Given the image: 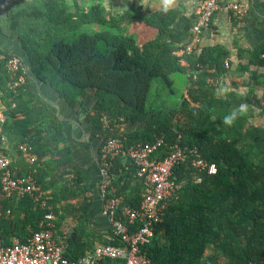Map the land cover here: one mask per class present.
<instances>
[{"label": "trees", "instance_id": "1", "mask_svg": "<svg viewBox=\"0 0 264 264\" xmlns=\"http://www.w3.org/2000/svg\"><path fill=\"white\" fill-rule=\"evenodd\" d=\"M72 2L4 0L0 142L13 159L12 170L19 177L35 178L47 206L29 195L8 197L0 191L3 243L27 241L41 229L44 214L52 212L57 219L56 241L66 244L64 256L70 260L81 259L99 243L122 245L112 228L105 237L93 228L91 217L98 202L90 195L91 175L73 168L74 148L66 124L51 100L35 91L36 79L55 89L67 108L83 115L99 146V161L107 139L120 136L117 126L126 128L121 134L125 150L161 138L165 145L154 158L164 159L176 145L188 153L175 169L180 187L145 248L152 264H264V123L255 121L264 118V94H254L264 87V75L252 72L248 95H220L217 82L231 72L230 48L215 45L200 53L196 49L183 57L178 54L192 39L197 15L187 16L181 9L147 14L135 6L124 14L108 15L95 0ZM136 23L155 29L156 38L140 45L126 35ZM100 44L105 48L100 50ZM235 46L240 60L247 61L238 73L264 66V49L250 55L238 42ZM15 55L27 66V82L18 89L12 87L7 66ZM177 74L182 75L184 88L179 104L153 105L154 80L173 90ZM241 105L246 111L240 112ZM233 113L235 122L225 125L224 117ZM22 146H30L38 160L30 164ZM194 149L217 165L216 174L192 166ZM112 163L106 197L122 198L121 208H140L144 186L135 165L123 154Z\"/></svg>", "mask_w": 264, "mask_h": 264}, {"label": "built area", "instance_id": "2", "mask_svg": "<svg viewBox=\"0 0 264 264\" xmlns=\"http://www.w3.org/2000/svg\"><path fill=\"white\" fill-rule=\"evenodd\" d=\"M264 3V0H259ZM219 8V0H204L192 30L191 41L178 52L180 56L194 52L201 36L211 30L213 17ZM239 19H244L248 8L244 0H236L228 6ZM8 69L12 76V87L18 89L27 82V66L24 60L15 55L8 61ZM3 118V117H2ZM123 135L109 137L102 148L103 177L99 186L102 200V214L109 220L114 236L122 245L98 244L92 251L75 261L64 256L66 244L56 241L55 215L45 213L41 221V229L30 236L27 241L16 239L12 245H5L0 238V264H152L145 248L151 244L154 227L163 220L170 201L180 185L175 177V169L185 162L188 153L176 145L174 151L164 159L154 158L164 140L157 138L153 142L138 143L125 150ZM21 150L30 164L38 160L30 146H22ZM191 163L199 172L208 171L216 174V164H210L196 149L190 150ZM125 155L136 167V177L144 186L143 201L140 208L123 207L120 197H106L111 183L110 169L112 161L119 155ZM12 157L0 145V191L3 195L23 198L29 195L37 203L46 208L45 192L37 184L32 175L17 176L12 170ZM201 180V178H199ZM121 209V213L119 210ZM120 213V215H119ZM3 213L0 212V235ZM139 223V228L134 227ZM72 225L65 229L67 234ZM111 239H113L111 237ZM115 240V239H113ZM256 264V263H255Z\"/></svg>", "mask_w": 264, "mask_h": 264}, {"label": "crops", "instance_id": "3", "mask_svg": "<svg viewBox=\"0 0 264 264\" xmlns=\"http://www.w3.org/2000/svg\"><path fill=\"white\" fill-rule=\"evenodd\" d=\"M73 1V0H72ZM106 7L108 15L124 14L132 6L142 8L145 13L152 14L155 12L181 9L187 16L197 15L204 0H95ZM236 0H219V8L213 17L211 30L201 36L198 43L197 53H200L204 48L224 45L231 49V72L228 75L222 76L218 80V93L226 95L231 92H237L241 95H248L251 91V76L255 71L258 74L264 75V66H253L250 71L243 74L238 73L242 63L238 55V49L235 44H238L250 55L264 49V3L259 0H244L248 8V14L244 19H239L237 15L228 9V6ZM6 13V5L4 0H0V15ZM5 42V41H4ZM14 43L9 44V48H13ZM183 65L187 62L182 60ZM34 88L41 96H46L51 100L60 121L65 125V131L68 134L69 141L74 148V169H82L88 171L91 175L93 192L90 193L98 204H95L94 212H92L91 224L97 232L108 236L110 231V223L107 217L102 214V200L99 193V186L102 183L103 164L96 158L98 155L99 146L91 135L90 128L84 119L78 122L80 116L67 108L66 104L59 97L58 93L52 87L41 83L34 79ZM235 85H239L237 88ZM258 97L264 94V87H258L254 93ZM46 98V99H47ZM80 108V107H79ZM78 108V109H79ZM259 112V110H257ZM0 109V117H2ZM81 117V116H80ZM256 124L264 123L263 117H257ZM126 130V128H124ZM100 244V243H99ZM98 244H96L97 246ZM95 246V248H96Z\"/></svg>", "mask_w": 264, "mask_h": 264}, {"label": "rangeland", "instance_id": "4", "mask_svg": "<svg viewBox=\"0 0 264 264\" xmlns=\"http://www.w3.org/2000/svg\"><path fill=\"white\" fill-rule=\"evenodd\" d=\"M85 1H88V0H79L80 3H84ZM71 2H72V0H71ZM94 28L96 30L99 29V27L96 25ZM86 30L91 31L90 27H87ZM125 34L128 36H133L138 41V43L140 45H142L149 40L155 39L156 35H157V31L153 28L145 27L143 25L136 23L134 25H131L129 27L128 32H126ZM99 48H100V50L104 49L105 48L104 44H100ZM173 78L175 79V83H176V86L173 88V90L170 89L168 86H166L160 79L154 80L153 86H152V92L150 95V97H152V100L155 102V104H153V105H157L158 103L164 102L168 107L174 108L175 105L179 104L181 92L184 89L181 86V82H182L183 77H182V75L177 74V75H173ZM155 92L159 93V97H157V98L154 97ZM69 110L72 112V109L69 108ZM81 118L84 119L83 115L81 116ZM68 217H70V216H68ZM56 221H57V219H56ZM73 221L76 222L75 219H73ZM70 224L72 225V222H70ZM63 226H64V224L62 225V227ZM66 227L67 226H65V228Z\"/></svg>", "mask_w": 264, "mask_h": 264}, {"label": "clouds", "instance_id": "5", "mask_svg": "<svg viewBox=\"0 0 264 264\" xmlns=\"http://www.w3.org/2000/svg\"><path fill=\"white\" fill-rule=\"evenodd\" d=\"M244 111H246V107L244 106V105H241L240 106V112H244ZM235 120H236V114L235 113H233V114H231V115H226L225 117H224V119H223V123L225 124V125H228V126H231V125H233V123L235 122ZM125 127H120V126H117V129L118 130H120V135L121 134H123V132L125 131V129H124ZM113 137V136H112ZM115 137V136H114ZM106 144V143H105ZM0 145H2L1 144V142H0ZM3 146V145H2ZM4 147V146H3ZM104 147V146H103ZM4 149H5V147H4ZM102 161V160H101Z\"/></svg>", "mask_w": 264, "mask_h": 264}]
</instances>
